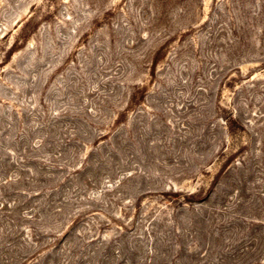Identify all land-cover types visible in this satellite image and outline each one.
<instances>
[{
	"label": "rangeland",
	"instance_id": "rangeland-1",
	"mask_svg": "<svg viewBox=\"0 0 264 264\" xmlns=\"http://www.w3.org/2000/svg\"><path fill=\"white\" fill-rule=\"evenodd\" d=\"M0 264H264V0H0Z\"/></svg>",
	"mask_w": 264,
	"mask_h": 264
}]
</instances>
